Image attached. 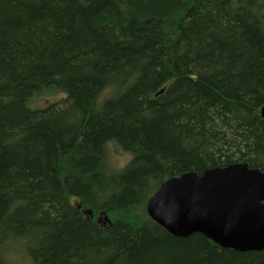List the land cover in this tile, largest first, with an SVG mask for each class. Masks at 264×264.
Segmentation results:
<instances>
[{
    "label": "trees",
    "instance_id": "16d2710c",
    "mask_svg": "<svg viewBox=\"0 0 264 264\" xmlns=\"http://www.w3.org/2000/svg\"><path fill=\"white\" fill-rule=\"evenodd\" d=\"M263 106L264 0H0V264L11 246L32 264H264L145 211L171 177L264 172Z\"/></svg>",
    "mask_w": 264,
    "mask_h": 264
},
{
    "label": "water",
    "instance_id": "95a60500",
    "mask_svg": "<svg viewBox=\"0 0 264 264\" xmlns=\"http://www.w3.org/2000/svg\"><path fill=\"white\" fill-rule=\"evenodd\" d=\"M260 117L264 120V108ZM145 209L176 238L201 234L222 249L264 251V173L246 164L172 177L159 185Z\"/></svg>",
    "mask_w": 264,
    "mask_h": 264
},
{
    "label": "rangeland",
    "instance_id": "374dc122",
    "mask_svg": "<svg viewBox=\"0 0 264 264\" xmlns=\"http://www.w3.org/2000/svg\"><path fill=\"white\" fill-rule=\"evenodd\" d=\"M63 98L62 95H57L54 98H49L48 101H59ZM48 103H46L47 105ZM109 162L113 168H119L123 166L130 158L129 154L122 151L119 147L109 144ZM8 255L5 257V261L8 264H32L30 260L27 259L25 254L22 252L19 246H11L8 249Z\"/></svg>",
    "mask_w": 264,
    "mask_h": 264
},
{
    "label": "bare ground",
    "instance_id": "6f19581e",
    "mask_svg": "<svg viewBox=\"0 0 264 264\" xmlns=\"http://www.w3.org/2000/svg\"><path fill=\"white\" fill-rule=\"evenodd\" d=\"M262 108H264V106L263 107H261L260 108V111H259V114H260V116H261V114H262ZM251 169V168H250ZM258 170V169H257ZM260 171V170H259ZM261 172V171H260ZM264 173V172H263Z\"/></svg>",
    "mask_w": 264,
    "mask_h": 264
}]
</instances>
